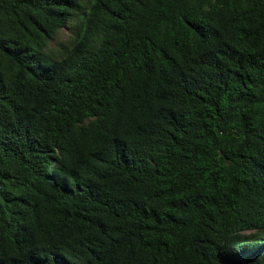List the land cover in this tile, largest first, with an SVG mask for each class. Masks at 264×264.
Segmentation results:
<instances>
[{"label": "trees", "instance_id": "trees-1", "mask_svg": "<svg viewBox=\"0 0 264 264\" xmlns=\"http://www.w3.org/2000/svg\"><path fill=\"white\" fill-rule=\"evenodd\" d=\"M0 264H264V0H0Z\"/></svg>", "mask_w": 264, "mask_h": 264}, {"label": "rangeland", "instance_id": "rangeland-1", "mask_svg": "<svg viewBox=\"0 0 264 264\" xmlns=\"http://www.w3.org/2000/svg\"><path fill=\"white\" fill-rule=\"evenodd\" d=\"M64 34V33H63Z\"/></svg>", "mask_w": 264, "mask_h": 264}]
</instances>
